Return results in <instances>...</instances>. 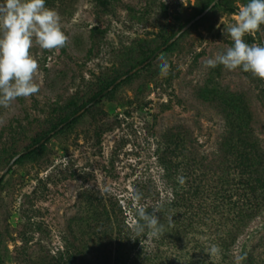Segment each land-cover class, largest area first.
<instances>
[{
  "label": "rangeland",
  "instance_id": "374dc122",
  "mask_svg": "<svg viewBox=\"0 0 264 264\" xmlns=\"http://www.w3.org/2000/svg\"><path fill=\"white\" fill-rule=\"evenodd\" d=\"M103 1L45 0L61 16L66 44L46 50L34 41L39 91L0 107V264H142L152 235L132 247L115 236L113 223H134L129 201L137 206L136 193L141 201L164 198L174 183L202 184L210 193L202 200L210 205V236L233 230L236 244L217 245L220 254L210 257L216 243L199 236L202 251L166 254L162 246L161 261L264 264V83L251 72L206 66L232 46L227 27L248 0H222L166 50L213 0ZM244 40L264 46V25ZM161 156L170 158L169 171ZM224 194L231 212L242 214L225 220L213 211Z\"/></svg>",
  "mask_w": 264,
  "mask_h": 264
},
{
  "label": "clouds",
  "instance_id": "9594fccd",
  "mask_svg": "<svg viewBox=\"0 0 264 264\" xmlns=\"http://www.w3.org/2000/svg\"><path fill=\"white\" fill-rule=\"evenodd\" d=\"M236 21L227 27L232 46L206 62L210 69L222 65L229 71L240 69L264 79V46L248 44L244 37L264 25V0H248L236 13ZM42 49L53 50L65 46L67 36L61 27V16L45 6V0H0V107L7 108L19 97H29L39 91L35 82L38 62L30 54L33 42ZM161 73L167 74L169 65L162 60ZM180 184L184 177L178 176ZM134 199H142L140 193ZM153 209L150 214L143 207L136 211L142 222L136 226V234L145 229L152 236L163 231L161 220ZM217 245L207 250L209 256L220 254ZM244 256L239 257L243 261Z\"/></svg>",
  "mask_w": 264,
  "mask_h": 264
},
{
  "label": "trees",
  "instance_id": "16d2710c",
  "mask_svg": "<svg viewBox=\"0 0 264 264\" xmlns=\"http://www.w3.org/2000/svg\"><path fill=\"white\" fill-rule=\"evenodd\" d=\"M99 1L101 2V4H105L103 0ZM221 1L222 0L218 1L216 5H220ZM209 5H207L205 8H207ZM167 43L164 45L165 50L168 49V46H166ZM262 81L264 83V79H262ZM123 82L124 80L120 83ZM108 89L95 94L80 110L73 113L63 121L59 122L56 126H54L48 133L43 135L37 143L33 144L31 147L26 149L24 153L19 155L16 159V163L23 161L29 155L34 153L40 144L48 142V140L56 135L58 131H62L63 129L71 126L79 117V115L76 116L77 113L82 110H85L86 112L85 108L88 105L92 106L93 104L98 103L100 99L104 98L107 94L110 93H105V91H107ZM169 159L170 158L168 156H161V158H159L160 164L163 165L164 169L167 171H169L167 169V164L171 163ZM173 165L175 166L176 164ZM202 177H204V175L200 176V182H202ZM1 178L0 182L2 181ZM169 186L171 187V189L170 191H165L166 195L164 198L158 196L157 198H154V200H139V204L137 201V206L135 205L134 207H132V205H134L132 201H129L131 204L130 211L134 213L133 216L135 217L134 223L132 225H125V222L123 220H115L113 223V231L115 233V236L117 238L120 235L126 236L128 244L129 242H131V246L134 247L137 245V243L140 242V238L142 240L145 235L148 234L147 229H145V232L142 235L138 236L136 234V226L142 223L136 215L137 209L143 207L150 214L153 212V209L158 210V212H155V215L161 220L160 222L161 224H163L164 228L159 235L151 236L149 240V246L145 248L146 252H144L143 254L144 258L142 264H170L169 261H161L160 256L163 254V251H160V249H162V246L166 249V254L171 253L169 252L170 250H172L174 253L183 254H188L190 251L195 250L202 251L203 249L195 243L196 238L199 236H205L206 238L208 237L209 241L214 242L216 243V245H220L221 247L224 246L225 249H228V247L230 246H235V238L230 235L233 230H229L228 233L225 232V235L219 233L217 237L210 236V229H212L213 225V220L208 219L210 205H206L204 202H202V200L206 198V196H209L210 193L207 192V189H205L202 184H199L195 187L187 186V188L186 186L177 187L175 183L174 185ZM206 193H209V195L205 196ZM154 196L155 195H153V197ZM193 198L196 202L192 201ZM230 199V196L224 194L223 203L221 205H214L212 207L213 211H215L216 213L226 216L225 220H227L228 217L231 216L230 214L234 216L235 213L242 214L243 212V210L240 208L235 212H231L232 208L227 207V204L229 203L228 201ZM233 219L235 223L239 222V220H236L234 217ZM207 222H211V225H209ZM241 226L242 224H240V227ZM235 227H237V225H235ZM117 246L118 248L125 247L121 246L118 243Z\"/></svg>",
  "mask_w": 264,
  "mask_h": 264
},
{
  "label": "water",
  "instance_id": "95a60500",
  "mask_svg": "<svg viewBox=\"0 0 264 264\" xmlns=\"http://www.w3.org/2000/svg\"><path fill=\"white\" fill-rule=\"evenodd\" d=\"M219 0H214L206 9H205V11H203V13L201 14V15H199V16H197L195 19H193L188 25H186L183 29H181V31H179V33H177L174 37H173V39H171L170 41H168V43H167V45H169V44H171L175 39H177L178 37H179V35L180 34H182L189 26H191L196 20H198L201 16H203V15H205L212 7H214L215 5H216V3L218 2ZM166 45V46H167ZM164 47H162L160 50H162ZM152 59V58H151ZM151 59H149V60H151ZM149 60L146 62V63H144L142 66H144V65H146L148 62H149ZM141 66V67H142ZM139 68V67H138ZM138 68H136V69H134L133 71H131L130 73H128L127 75H123L122 77H120L119 79H117L116 81H115V83L113 84V85H111L110 87H109V89L107 90V91H105V93H107L108 91H110L111 89H113L118 83H120L122 80H124L125 79V77L126 76H128V75H131L132 73H134L136 70H138ZM84 110H82V111H80L79 113H77V115L76 116H78L80 113H82ZM2 177V176H1Z\"/></svg>",
  "mask_w": 264,
  "mask_h": 264
}]
</instances>
